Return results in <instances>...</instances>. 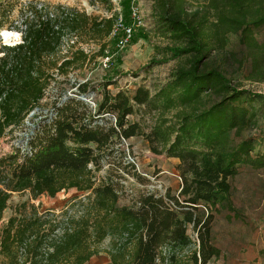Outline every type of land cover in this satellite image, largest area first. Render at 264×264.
Here are the masks:
<instances>
[{"label": "trees", "instance_id": "trees-1", "mask_svg": "<svg viewBox=\"0 0 264 264\" xmlns=\"http://www.w3.org/2000/svg\"><path fill=\"white\" fill-rule=\"evenodd\" d=\"M11 1L2 2L0 12ZM87 1L106 16L30 2L21 26L5 30L21 39L0 43V140L27 127L53 85L63 84L58 77L68 78L104 56L105 40L117 41L123 27L132 25L131 0L122 2L121 23L113 0ZM155 1L160 31L173 42L167 53L170 59L187 56L186 65L154 94L144 87L132 96L112 94L105 84L96 105L79 98L92 95L89 81L73 84L74 98L62 103L63 94L34 122L25 140L0 159V264H87L108 238L112 264H207L220 257L210 230L221 207L237 217L231 180L240 166L264 170V151H256L254 138L231 143V135L240 137L256 125L251 103L261 95L239 90L206 61L211 52L224 50L229 35L239 34L249 59L248 79L264 82V42L253 35L264 26V0H204L192 14L184 0ZM1 29L0 22V34ZM72 37V51L64 55L65 41ZM79 43L99 44L100 51L91 56L75 46ZM143 111L154 115L148 131L129 120ZM134 137H142L152 154L179 161L176 195L144 194L121 207L119 187L98 179L103 161ZM72 190L84 195L60 214L33 203ZM14 194L28 195V201L1 227Z\"/></svg>", "mask_w": 264, "mask_h": 264}, {"label": "rangeland", "instance_id": "rangeland-1", "mask_svg": "<svg viewBox=\"0 0 264 264\" xmlns=\"http://www.w3.org/2000/svg\"><path fill=\"white\" fill-rule=\"evenodd\" d=\"M6 1L8 0H0V4ZM30 2H37L48 7L61 5L85 11L92 16H106L104 9L90 6L87 0H12L5 11L0 12L1 31L20 27L24 6ZM122 2L123 0H113L115 11L121 16V20ZM184 2L187 14L194 13L204 5V0H184ZM133 9L139 10L142 24L137 26L132 18V25L126 26L133 27L134 30L132 38L125 47L122 49L118 47L124 36L115 42L107 39L105 40L107 50L104 56H98L83 69L71 72L68 78L58 77L63 84L53 85L45 100L42 101L40 110L26 122L27 127L13 136L7 135L0 140V159L11 153L13 147L18 146L19 140H25L34 122L44 118L50 110H53V103L61 100L60 96L76 92V88H71L73 84H84L89 81V93L93 96L91 102L96 105L102 99L104 90L102 86L105 84H110L107 90L112 94L123 91L132 96L139 87L149 89L154 94L172 79L178 68L186 65L187 56L170 59L167 53L166 48L172 46L173 42L160 31L157 23L160 10L158 2L131 0V10ZM253 35L257 42L263 43L264 26L254 30ZM239 38V34L229 35L224 50L211 52L206 64L209 67L218 68L239 90L261 95V99L251 103L256 111V125L244 130L240 137L231 135V143L235 146L240 140L252 137L256 142V151L263 152L264 82H253L248 79L249 59L246 56V50L240 45ZM75 41L76 38L73 37L66 39L63 47L64 55L72 51L69 47ZM75 46L91 56L100 51V45L96 43H79ZM106 56L111 58L107 68L103 64V58ZM162 60L165 63H160ZM93 89H96V92H93ZM34 116L36 118L32 120ZM153 116L143 111L131 116L129 120L132 123L140 122L145 131H148L153 124ZM20 146L26 147L25 142ZM131 164L134 167H131ZM178 164L177 159L152 154L148 143L142 137H134L127 143L118 145L112 155L103 161L96 175L99 180L111 179L120 190L119 205L130 207L144 194L164 195L166 191H170L171 194L176 195L181 183L176 169ZM231 186L230 198L237 217H233L224 207L214 214L210 233L212 243L219 248L221 255L217 259H211L207 264H264V170L243 169L231 180ZM82 195L84 194L72 190L67 193L62 192L55 198L42 196L33 203L60 214L75 197ZM26 201H28V195L14 194L12 196L9 208L3 214L1 227L13 215L14 208ZM187 233L193 242L197 241L196 234L191 228ZM111 242V238L106 239L101 245V253L87 264H112L108 254ZM2 261L3 257L0 256V262Z\"/></svg>", "mask_w": 264, "mask_h": 264}, {"label": "built area", "instance_id": "built-area-1", "mask_svg": "<svg viewBox=\"0 0 264 264\" xmlns=\"http://www.w3.org/2000/svg\"><path fill=\"white\" fill-rule=\"evenodd\" d=\"M132 18L134 19V21L137 24V26H140L142 24L141 17H140V12H139L138 9H133L132 10ZM120 23H121V21H120ZM133 30H134L133 27H123L124 39L118 45V47L120 49H122L123 47H125V45L128 43V41L132 38V36H133ZM0 43L3 44V45H6V43L3 41L2 37L0 38ZM110 59H111L110 56H106L105 58H103V64H104V67L105 68L108 67L109 62H110Z\"/></svg>", "mask_w": 264, "mask_h": 264}, {"label": "bare ground", "instance_id": "bare-ground-1", "mask_svg": "<svg viewBox=\"0 0 264 264\" xmlns=\"http://www.w3.org/2000/svg\"><path fill=\"white\" fill-rule=\"evenodd\" d=\"M0 36L2 37L3 41L6 44H16L18 43V41L21 39L20 38V34L16 33V32H10V31H2Z\"/></svg>", "mask_w": 264, "mask_h": 264}, {"label": "water", "instance_id": "water-1", "mask_svg": "<svg viewBox=\"0 0 264 264\" xmlns=\"http://www.w3.org/2000/svg\"><path fill=\"white\" fill-rule=\"evenodd\" d=\"M75 96L72 94V93H69L68 95H66L65 97H64V99L62 100V103L63 102H65L66 100H68L69 98H74ZM81 100H83V101H85V102H87V103H90V104H92V105H94L91 101H92V95L91 96H89V97H84V96H82V97H79ZM36 111H38V109L37 110H35L34 112H32L31 113V115L29 116V117H32L34 114H35V112Z\"/></svg>", "mask_w": 264, "mask_h": 264}, {"label": "crops", "instance_id": "crops-1", "mask_svg": "<svg viewBox=\"0 0 264 264\" xmlns=\"http://www.w3.org/2000/svg\"><path fill=\"white\" fill-rule=\"evenodd\" d=\"M243 169H249V170H251V171H259V170H253V169H251V168H249V167L240 166V167L238 168V174H239L240 171L243 170ZM238 174H237V175H238ZM237 175H236V176H237ZM236 176H235V177H236ZM235 177H234V178H235ZM234 178H233V179H234Z\"/></svg>", "mask_w": 264, "mask_h": 264}]
</instances>
